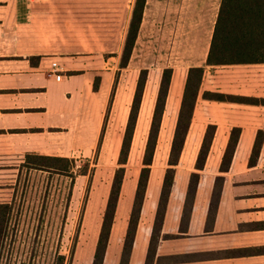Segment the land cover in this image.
I'll use <instances>...</instances> for the list:
<instances>
[{"label":"crops","instance_id":"0c3cea01","mask_svg":"<svg viewBox=\"0 0 264 264\" xmlns=\"http://www.w3.org/2000/svg\"><path fill=\"white\" fill-rule=\"evenodd\" d=\"M111 1V15L127 14L132 3ZM220 2H145L136 42L152 25L155 46L184 49L187 66L172 67L168 93L174 80L185 82L189 67H203L186 138L201 144L212 126L210 143L220 146L212 168L198 170L189 209L187 184H174L153 239L155 208L143 224L138 221L127 264H264V62L206 64ZM43 16L27 0H0V199L12 190V171L28 166L27 155L74 157L76 135L91 147L104 121L105 94L90 87L85 67H76V60L83 64L90 55L76 57L74 40L50 38ZM53 61L59 80L51 72ZM204 92L222 98H206ZM228 143L236 145L232 160L219 172ZM253 145L260 148L250 162ZM217 175L224 180L214 200ZM111 241L110 234L102 264H119L122 247L111 260Z\"/></svg>","mask_w":264,"mask_h":264},{"label":"rangeland","instance_id":"374dc122","mask_svg":"<svg viewBox=\"0 0 264 264\" xmlns=\"http://www.w3.org/2000/svg\"><path fill=\"white\" fill-rule=\"evenodd\" d=\"M27 1L39 14H46L43 19H48L50 38L63 36L74 40L76 57L90 55L83 64L76 60V67H85L90 87L105 94V115L97 150L98 139L90 147L81 143L76 135V156L61 162L68 166V172L23 165L12 171L13 176L10 175L7 181L12 190L4 191L0 199L4 200L0 203L11 206L0 264L93 263L102 214L114 170L118 166L119 148L136 82L141 70L146 69V80L110 231L113 253L109 258L112 260L118 254L117 248L121 245L124 248V264L130 248V240L124 241L126 229L159 79L164 68H186L185 51L155 46L152 25H148L145 30L147 35L142 36L139 42L135 39L126 65L120 67L124 62L122 49L134 0L125 15L124 12L109 14L111 10L107 8L111 0ZM86 8L94 13L88 15ZM184 83L174 80L172 94L169 92L166 98L138 218L142 224L153 215L154 208L156 211ZM200 145L185 138L178 163L174 166L172 186L188 184L190 174L198 172L194 166ZM219 146L210 145L211 154L208 152L209 157L207 155L204 163L207 165L206 171L216 162ZM81 170L87 173L81 174Z\"/></svg>","mask_w":264,"mask_h":264},{"label":"trees","instance_id":"16d2710c","mask_svg":"<svg viewBox=\"0 0 264 264\" xmlns=\"http://www.w3.org/2000/svg\"><path fill=\"white\" fill-rule=\"evenodd\" d=\"M145 2L146 0H134L133 9L131 11L122 49V58L124 59V62H122L120 67H124L126 65V61L130 56L142 20ZM252 62H264V0H221L207 53L206 64L218 65ZM203 71L204 69L202 66H191L187 69L186 79L183 86L181 101L170 144L168 167L165 171L156 206L152 239L155 233L158 231L164 216L166 204L173 184L174 166L178 163V159L183 149L184 141L192 120ZM146 75V69H142L136 82L128 119L119 148L117 158L118 166L114 170V175L111 180L108 197L102 214L101 226L99 229L98 241L95 247L94 260L92 264H102L104 259ZM171 77L172 68H164L158 83L152 117L142 155V166L139 171L132 207L128 219L124 241L130 240V248L126 255L124 264H127L142 202L144 199L150 173V166L152 163ZM203 96L214 100H219L222 98L216 93L209 92H204ZM213 129L214 128L212 126H208L206 134L200 145L194 166L197 171L203 169L204 167V163L209 152V147L211 145L210 140ZM102 133L103 126L100 130L96 150L99 147ZM235 146L236 145L233 143H228L225 146L221 157L219 172H225L228 170ZM259 148L260 145H253L250 162L252 159H255ZM67 160L68 159L65 157L32 154L26 156L25 162L31 167H37L46 170L54 169L63 173L68 172V166L61 164V162L63 163ZM86 173L87 171L81 170V174ZM198 180L199 173L192 172L187 184L185 197V205H188V209L192 204ZM223 180L224 178L221 175H217L214 179V194L212 197L214 200L219 195L220 186L222 185ZM10 210L11 206L9 203H0V256L3 246V239L7 233V222L9 219ZM149 248H151V245ZM123 251L124 248L121 252L119 264H122ZM148 263L149 262L146 260L145 264Z\"/></svg>","mask_w":264,"mask_h":264},{"label":"built area","instance_id":"2783aa9c","mask_svg":"<svg viewBox=\"0 0 264 264\" xmlns=\"http://www.w3.org/2000/svg\"><path fill=\"white\" fill-rule=\"evenodd\" d=\"M51 72L54 73L56 80H59L60 77L62 76L60 70H58V68H57V62L56 61L52 62Z\"/></svg>","mask_w":264,"mask_h":264}]
</instances>
